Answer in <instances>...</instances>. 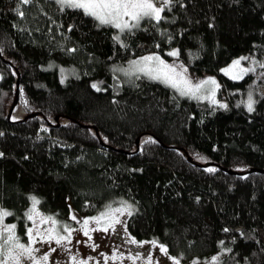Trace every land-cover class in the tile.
I'll return each instance as SVG.
<instances>
[{
  "label": "trees",
  "instance_id": "1",
  "mask_svg": "<svg viewBox=\"0 0 264 264\" xmlns=\"http://www.w3.org/2000/svg\"><path fill=\"white\" fill-rule=\"evenodd\" d=\"M164 9L118 39L80 8L0 0V209L18 243L28 242L32 197L54 219L125 203L128 234L180 260L264 264V0ZM174 50L193 74L217 75V101L112 75V65ZM243 56L257 59L254 71L227 77Z\"/></svg>",
  "mask_w": 264,
  "mask_h": 264
},
{
  "label": "rangeland",
  "instance_id": "2",
  "mask_svg": "<svg viewBox=\"0 0 264 264\" xmlns=\"http://www.w3.org/2000/svg\"><path fill=\"white\" fill-rule=\"evenodd\" d=\"M54 1L57 2L60 6L71 7L68 4L61 3L60 0ZM167 3L168 0H160L157 6L165 7ZM121 19L128 20L130 24L134 23V21H131L130 17L127 16H124ZM95 20L98 24H100L97 19ZM141 21L139 22V25ZM106 25H111L115 28L116 36L118 39H121V34L134 31L139 27L138 26L131 29H124L123 31H121L120 29L116 28L114 24ZM149 55L159 56L166 64L174 67L176 69V73L182 74L183 78L190 81L192 86L199 84L201 81L210 79L215 80L216 83H208L203 85V87L196 93L195 96L181 95V92L178 88H174L169 84H165L162 80L153 79L146 72L138 70L140 67H143L145 63L141 61V58ZM241 58L242 57H238L232 60V62H230L226 67L223 68L222 72L227 77L233 79L232 76L241 74V69H251L258 63L257 59H254L251 62L247 61L246 63V59ZM236 60H240V64L239 66L234 67L233 62ZM133 61H141V63L140 65H133ZM148 66L153 73L158 71L161 67L158 61L148 62ZM60 69L63 79L69 77V75L71 74V70L64 68ZM184 69H186L187 71L184 72ZM225 69H228L229 71L225 72ZM111 71L113 77H115L120 84H131L136 77L143 75L147 77L148 80L151 79V81H156L164 86H167L179 98L191 99L194 101H207L210 103H214L215 101H217V92L220 84L217 75H195L189 70L187 65H185L172 55L167 58L166 56L155 52L147 53L132 58L124 64L112 65ZM245 74L246 73H243L242 77ZM176 78L180 79L181 77L177 76ZM181 87L184 86L181 85ZM213 90L215 93L214 96ZM22 116L23 114H21L20 111H15L12 115V119L16 120L18 118H21ZM126 206L131 205L122 203L116 206H108L94 215L80 214L72 209L66 214L63 219H54L56 223H53L52 221L42 222L43 219L47 218L48 216L42 215L36 208L34 211L31 209L29 213L33 215V220H30L28 229H33L34 236L36 235L37 229L45 236V240L47 239V230L49 229H55L56 232L54 234L68 235V232L64 228L65 225H67L68 229H73L74 231L71 232L70 241H65L63 245H57L55 240H53L51 243L43 242L39 239V237H37L35 243H30V238L28 236V242L24 245L29 246L32 249H38V251H33V259H29L27 254L20 255V264H35L36 261H40V264H176V261H179V264H216L217 260L220 257V254H214L205 259L183 261L178 257L170 255L168 253V250L167 254L162 252L160 250L161 244L157 242L155 244L151 243L153 240L134 239L128 234L126 229V220L129 216L128 211H116L117 209H123ZM131 209L132 206L130 207L129 211H131ZM101 213H108V218L101 220L99 224H97L95 221L90 220L87 226L89 229V234L86 236L83 230V221L89 220L91 217L100 216ZM73 215H75L76 217L75 220L71 218ZM117 218L121 221V223H114L113 227H110L108 231H103V228L107 227L109 223L113 222ZM3 225L6 224L3 223ZM3 225H0V227H2ZM91 229L96 230L92 231ZM7 235L8 234L5 233V237ZM133 239L136 241V243L131 242ZM141 242L144 243L141 244ZM0 243H2V241H0ZM12 247L13 244L11 243L9 245H5V253L3 256H0V259H4V257L7 255V250ZM53 248L55 249V251H51V249ZM19 251V249H14L13 254ZM49 253L50 255L47 262L40 260L43 255ZM73 257H75V259H73ZM8 264H15V261L9 259Z\"/></svg>",
  "mask_w": 264,
  "mask_h": 264
},
{
  "label": "snow or ice",
  "instance_id": "3",
  "mask_svg": "<svg viewBox=\"0 0 264 264\" xmlns=\"http://www.w3.org/2000/svg\"><path fill=\"white\" fill-rule=\"evenodd\" d=\"M61 3L68 4L71 7L80 8L83 9L86 15H90L97 19L100 24H114V26L121 31L124 29H131L139 26V22L145 18H151L159 22L161 19H163L162 13L164 12L163 6H157L160 0H60ZM170 3L171 0H168ZM23 3L27 4L29 3V0H23ZM23 15V13H21ZM127 16L130 17L131 21H134V23H129L128 20H122L121 18ZM169 55L176 56L178 55L177 51H173L169 53ZM241 59H248L247 57H242ZM141 61L145 62L143 67H140L138 70L142 72H146L148 75L151 76V78L156 80H162L165 84H169L174 88H178L181 92V95H192L195 96L196 93L203 87V85L211 83L215 84V80H206L201 81L199 84H196L195 86L191 85V82L187 79L183 78L182 74L176 73V69L172 67L171 65L166 64L159 56L155 55H149L141 58ZM141 61H133V65H140ZM152 61H158L159 65L161 66L158 71L155 73L152 72V70L148 66V62ZM240 60H236L233 62V66H239ZM264 67V65H262ZM187 70L184 69V72ZM225 72H228V69L224 70ZM249 71H254V69H241V74L232 76L233 79H240L242 78L243 73H247ZM180 76V79H177L176 77ZM183 85L184 87H181ZM93 87H96V85H93ZM218 87V85H217ZM214 90H213V96H214ZM206 98V97H205ZM253 104L254 101L252 100L251 95H249V99L247 102V108L251 112L253 111ZM226 107V106H225ZM2 155V153H0ZM208 171H215V169H208ZM33 200V206L32 210L34 211L36 208V205L39 203V201L32 197ZM131 206H126L123 209H117L116 211H128V214L131 215V211H129ZM12 213L8 212L7 210L0 209V225H3V219L6 216H10ZM29 220H33V215L30 213L27 217ZM73 220L76 219L75 215L71 217ZM108 213H101L100 216L97 217H91L89 220L83 221V230L84 234L87 236L89 234L88 224L91 221H95L97 224L100 223L101 220L107 219ZM52 221L53 223H56L54 218L47 217L44 218L42 222ZM114 223H121V221L117 218L113 222L109 223L107 227L103 228V231H108L110 227H113ZM15 228L16 225H3L0 227V256H3L5 253V245H9L10 243L13 244L12 248H9L7 250V255L4 257V259H0V264H8V260L11 259L15 261V264H20V255L27 254L29 259H33L32 253L33 251H38V249H32L29 246H26L24 244L18 243V237L15 235ZM65 230L68 232V235H58L54 234L56 232L55 229H49L47 234V239L45 240V236L40 233V231L36 230V235H33V229L29 228L27 229V235L30 238V243H35L37 237L43 242L51 243L53 240H55L57 245H63L65 241H70L71 232L74 231L73 229H68L67 225L64 226ZM92 231H95L96 229H91ZM227 231V229H225ZM5 233L8 235L5 237ZM132 243H136V241L133 239L131 241ZM144 242H141L143 244ZM151 243L155 244V241H152ZM14 249H19L20 251L13 254ZM160 250L167 254V249L165 246L160 245ZM51 251H55V249H51ZM49 254L43 255L40 260L47 262L49 258ZM75 259V257H73ZM175 259V258H173ZM215 259V258H213ZM35 264H40V261H36ZM176 264H179V261H176Z\"/></svg>",
  "mask_w": 264,
  "mask_h": 264
},
{
  "label": "water",
  "instance_id": "4",
  "mask_svg": "<svg viewBox=\"0 0 264 264\" xmlns=\"http://www.w3.org/2000/svg\"><path fill=\"white\" fill-rule=\"evenodd\" d=\"M16 90H18V80H17V82H16ZM16 100H17V97H16ZM14 105H15V102L12 104V106H11V108H10V111H9V113H8V117L10 116V113H11V111H12ZM55 120H58V117H56ZM90 126H91V125H90Z\"/></svg>",
  "mask_w": 264,
  "mask_h": 264
}]
</instances>
